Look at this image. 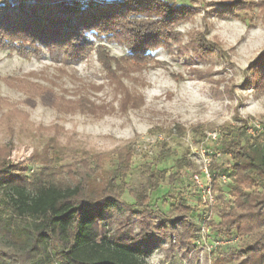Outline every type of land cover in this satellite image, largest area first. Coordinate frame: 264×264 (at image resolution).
Returning <instances> with one entry per match:
<instances>
[{
  "label": "rangeland",
  "instance_id": "374dc122",
  "mask_svg": "<svg viewBox=\"0 0 264 264\" xmlns=\"http://www.w3.org/2000/svg\"><path fill=\"white\" fill-rule=\"evenodd\" d=\"M150 1L188 14L167 25V40L153 44L136 61L121 42L105 38H94V48L81 59L47 48L38 38L34 43L16 39L12 47L0 44V161L28 177L42 173L72 183L76 177V170L70 168L73 159L53 149V140L73 150L99 152L113 162L116 153L131 150V168L121 185L124 203H133L144 188L146 168L166 174L157 190L148 194L145 214L152 239L139 243L148 251L141 259L146 264H237L244 256L237 249L254 243L264 228L241 238L234 228L230 234L211 228L234 201L231 160L219 149L218 139L224 126L245 124L246 134L254 132L264 144V84L257 90L247 87L246 81L248 65L264 53V0ZM98 44L116 60L111 70L103 66ZM178 126L186 134L177 136ZM210 127L216 131L201 141L193 133V128L206 131ZM162 142L174 153L159 162ZM202 150L210 158L211 177H219L217 187L212 185L216 203L209 236L220 243L209 251L197 243L202 208L192 178L200 171ZM181 157L189 164L177 168L175 162ZM223 174L228 178L224 184ZM169 175L174 182L168 180ZM219 193L221 198H217ZM179 199L193 208L187 216L197 230L191 247L179 240L181 229L176 224L171 226V237L163 235L166 228H154L176 222L169 206ZM259 209V205L254 208ZM106 216L93 225L97 241L116 233L120 218L131 225L134 234L140 231V222H145L125 204H113ZM257 255H247L243 261L256 264Z\"/></svg>",
  "mask_w": 264,
  "mask_h": 264
},
{
  "label": "trees",
  "instance_id": "16d2710c",
  "mask_svg": "<svg viewBox=\"0 0 264 264\" xmlns=\"http://www.w3.org/2000/svg\"><path fill=\"white\" fill-rule=\"evenodd\" d=\"M140 13L148 16L138 18ZM187 14L150 0H0V44L12 47L16 39L34 43L38 38L47 48L81 59L94 48V38H105L121 42L131 60L136 61L154 45H162L167 40L164 28ZM96 46L103 66L111 70L116 60L108 56L105 47ZM247 71V87L261 90L264 53L251 61ZM242 126H224V133H219V149L229 154L228 168L235 176L230 183L234 201L230 209L222 212L220 222L211 224L213 230L228 234L234 228L239 238L264 228V144L254 132L247 136ZM204 130L193 128L200 141L208 132L216 131L212 127ZM175 134L183 136L186 129L178 126ZM161 145L157 154L159 162L174 153L164 147V142ZM52 146L59 154L73 159L70 168L76 170V177L72 183L49 179L42 173L28 177L0 161V264H146L140 255L148 251L139 243L152 239L145 214L150 202L148 194L157 190L166 177L165 171L146 168L144 188L135 195L133 203L126 204L120 194L131 168V150L116 153L113 162L112 157L80 147L73 150L56 140ZM175 164L183 168L189 163L181 157ZM167 178L174 182L172 175ZM218 178L212 176L213 187H217ZM217 198H221V193ZM115 203L125 204L145 222H140V231L134 234L131 225L120 218L118 231L104 241H97L93 225L105 220ZM257 205L260 209L256 211ZM169 207L176 215V222L154 228H166L163 235L171 237V226L176 224L181 229L179 240L191 247L197 230L187 216L193 208L183 199ZM237 250L244 255L243 260L258 253L256 264H264V232L258 233L254 243ZM243 260L237 264H248Z\"/></svg>",
  "mask_w": 264,
  "mask_h": 264
},
{
  "label": "built area",
  "instance_id": "2783aa9c",
  "mask_svg": "<svg viewBox=\"0 0 264 264\" xmlns=\"http://www.w3.org/2000/svg\"><path fill=\"white\" fill-rule=\"evenodd\" d=\"M252 129V128H251ZM253 132V131H249ZM214 134V132L209 133ZM211 136V135H209ZM212 139H215L214 137H211ZM202 157L203 161L200 165V171L199 173H194L192 175L194 185L196 192L198 193V202L202 208L201 211V218L199 222V234H198V242L204 244L206 246V249L211 250L216 245H218L220 242L217 240H211L210 238V230H209V222H210V215L212 213V209L216 203V196L212 189V177L210 175V158L208 159L207 151L202 150ZM220 180L222 183L227 182L228 178L226 175H221ZM198 244V245H199Z\"/></svg>",
  "mask_w": 264,
  "mask_h": 264
}]
</instances>
